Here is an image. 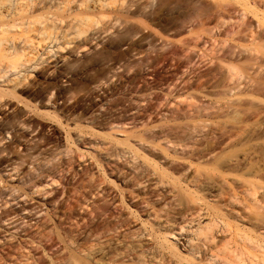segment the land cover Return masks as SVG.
<instances>
[{
    "label": "bare ground",
    "instance_id": "6f19581e",
    "mask_svg": "<svg viewBox=\"0 0 264 264\" xmlns=\"http://www.w3.org/2000/svg\"><path fill=\"white\" fill-rule=\"evenodd\" d=\"M75 1L0 0V115H2V109L8 106L7 102L9 98H15L17 89L22 90V83L27 79L15 76L13 80L5 82L6 77L8 75H14L17 69L21 67L31 65L35 58L34 55L29 53L30 51L28 54H25L27 51L25 48H31V52L34 51V53L37 51V49H32V41L28 43L29 41L27 39L30 37L26 34L35 33L36 36L43 37L46 33H73V38L68 39V42L64 44L69 45L71 44L69 41L78 38L84 33H89L92 28L94 29L97 26V21L95 22L89 18H85L83 22H80L78 27L72 26V29L69 26L67 31H62L60 27L65 22L62 16L65 14L70 16V5ZM115 1L117 0H103L101 2H96L95 0H79L80 4L78 8L84 7L88 10H96L98 12L104 9H110L111 4ZM242 1H244V4H242ZM242 1L241 3L239 1V5L237 4L238 0L236 3L240 8L236 5L237 9L235 8L236 6H233L234 9L227 8L228 10L225 12H227L228 19L230 17L232 18L233 15L237 16L236 24L240 23L239 26H242V30L240 29L241 26L238 27L241 30L240 32L237 29L233 33H244V37L246 35L247 38L250 37L254 40L261 33L259 29L264 26V16L262 19L258 18L257 9H255L258 6L255 7V5L260 4L259 6H261L262 4V12L264 13V0ZM91 3L92 5L87 6V4ZM209 8H211V5ZM52 12L56 14L53 15ZM216 12L218 13V11ZM214 15L209 16L214 17ZM247 15H251L256 19L255 21L257 22L254 23L256 26L253 23L254 26H252L250 24L251 22H245ZM58 17L61 18L59 19ZM206 18L209 20L211 17ZM214 18L216 20L218 19L216 15ZM88 20L91 21L90 25L87 23L89 22ZM257 29L259 30L258 34H256ZM8 34L11 37L6 36ZM18 34H25L27 36L25 39L27 40L25 48L24 45L23 47H19L15 42L14 37H19L20 35ZM68 36L69 34H67ZM6 37L11 39L9 40ZM247 38L245 37V39ZM22 43L24 44V42ZM61 47L57 48V51L61 50ZM23 58L24 64L23 62L21 64L20 60ZM36 67L38 65L34 64V66H30L28 69L33 71ZM7 84L10 87L5 88ZM236 89L238 90L239 88ZM257 89L259 90V88ZM231 90H229L230 94ZM257 92L255 89V93H252L256 94ZM259 92L261 91L259 90ZM225 93L229 97L231 95L234 97L235 94L232 93L230 95L227 92ZM249 95L251 96V94ZM242 99L244 100V98ZM242 99L240 101H243ZM43 103L45 106L53 107L56 104V98H52L51 100L50 96H46ZM232 103L234 102L231 101L230 104ZM240 103L238 106L235 104L231 106L228 104L227 106L231 108H228L231 110V113H234L232 115V121L235 123L232 122V124L234 123L233 125L236 127H240L244 123L243 120L245 117L252 116V113L241 110ZM244 103L242 102L241 104ZM250 104V107L253 109L255 107L256 109V103L253 104L251 102ZM176 108L178 109V107ZM202 108L204 107L200 109ZM208 108L202 109L201 111L193 107L191 109L192 113L188 112L186 114L185 112L183 116L186 115L187 118H190L192 115L195 117L205 116L204 111L208 110ZM259 108L256 110L258 111ZM211 111L215 113L217 111L218 114H222L223 112L220 109ZM260 113H263L262 109L257 112L258 115ZM162 116L164 117V115ZM29 118H26V116L17 117L13 124L0 128V166L4 170L6 177H8L7 179L13 181L16 178V182L20 184L27 172L26 170L28 172L27 176H25L27 178L29 177V193L19 194L17 190H14L16 187H13L12 191L7 192L5 190L6 193H0V210L3 209L0 212V228H3V232L8 235L6 240L0 245V264H256L253 262L255 259H251L249 262L244 259L245 255H247L245 254L247 250H251V252L252 250L253 252L257 251V253L264 256V240L262 241L264 235L258 234V239L251 237L253 232L255 233L254 229H264L262 226L264 224V193L260 192V190L258 191L260 189L258 186L264 182V142L261 143L264 140L260 139L264 138V128L260 129L259 127L257 132L255 131L254 133L253 130L250 134L245 132L246 129H242L244 131H241L242 126L240 128L237 127L236 130L239 128V131L236 134H239H234V140H230L233 146L234 144H241L243 140L249 142L259 139L261 142L259 143V140L258 142H254L256 144L254 148H251L253 150L252 154H250L251 156L247 155L245 157L243 156L244 158L234 159L232 162L230 161V164H224L220 161L221 157L218 154H212L210 156L211 153L215 152V149H219L218 147L224 143L221 137L216 136V138H211L214 141L211 142L209 140L210 144L208 142V146L205 145V148L197 149L198 151H195L194 148V151H192L190 146L189 150L192 152L189 151L190 154L187 153L189 154L188 156L175 151V148L180 146L181 141L188 137V135H183L182 140L176 141L175 143V140L180 139V137H176L178 135L177 133H174L175 136L172 135L173 133L171 134L170 131H167L171 135L168 133L167 137L169 140L166 143L160 141L165 131L163 133L156 132L157 134H154L155 136L149 135V133H142L140 135L138 133L136 141H133L135 142L134 145L131 143V140L135 138H130L129 143L127 137L125 140L122 139L123 141L121 139L120 142L117 141L124 147L123 149L119 150L116 147L115 149L110 147L109 149L105 148L106 157L104 160L100 157L101 161L97 167L106 174L104 166H107L110 170L109 175H114L115 173L114 176L117 177V180L123 186L121 189H130L128 193L127 190L125 191L126 193L124 192L125 197L121 196V201L125 202L130 209V219H122L123 216L119 214V208L116 205L117 200L115 199V195L110 194L112 192L108 193L107 190L105 192L106 188L103 189L101 187L100 179H97L98 176H95L88 169L91 164L83 167L82 165L84 163L82 165L78 164L74 161L76 159H71V161L66 162L64 160L62 162L61 158H57L61 152L58 155V153L53 154L50 150L52 155L46 148L51 144V138H39L40 141L36 140V142H39L40 145L38 143L37 146L34 143L36 145L34 148L32 147L33 142H29L31 143L30 148L29 144L24 145L22 150L23 155L20 152L18 159L15 161H11V158L7 161L4 160L9 154H12L13 145L19 149L22 144H25V140H21L23 139L22 135L24 132L34 133L38 127L33 125L31 123L32 121H29ZM117 122L111 123L109 128H112ZM234 129L235 127L232 130L234 131ZM196 131L192 134L196 135L198 133ZM201 133L199 132V135L196 136H201ZM180 135L182 134L179 131L178 136ZM8 136L11 137L12 144L10 141L9 143L6 141V137ZM198 138L197 140H200L202 136ZM192 139L195 140L194 137ZM203 139L206 140L204 137ZM177 142H180L178 143L179 145ZM199 144L202 147L204 143ZM40 148L41 153H36ZM182 149H184L183 146ZM140 151L143 153V156H140L143 161L141 162L142 164L136 163V158H134V154ZM35 153L36 155H41L40 158L34 159L33 154ZM118 161H121L119 165L117 164ZM193 161L197 162V164H194ZM75 165L76 167H74ZM78 168H81L79 172L77 171ZM202 171L208 172L209 174L213 172L214 176H210L207 173L206 175ZM118 174L119 177L117 176ZM35 177L37 178L35 179ZM227 177H231L230 182ZM52 186H56V188L52 189ZM152 186L154 188L150 189ZM47 187H51L52 190L47 192L44 189L45 193L43 190L41 191L42 188ZM40 191L44 193L41 195L43 198L53 193L49 202L51 206H47L46 203L45 208L49 209L50 207V210H45V213L42 209H38V207L28 206L30 201H28L27 197H30L29 195L34 193L38 194ZM8 197L9 201H6L5 198ZM242 197L243 199L246 197L249 198V211L251 215L248 217L246 215L243 216L246 207L243 204ZM22 198H25V200L22 201ZM69 199L70 201H74L73 205H70L67 211L62 212L64 209L63 205ZM118 202L120 203V201ZM222 202H224L223 205L221 204ZM10 203H15L14 206L18 207L13 209L10 206V208L4 209ZM42 207L44 208V204ZM142 217H146V219L143 220ZM205 219L207 223L202 225V220ZM244 220L248 221H246V224L251 228L247 229L241 226L242 224L240 223ZM5 223L7 224L6 227L4 226ZM137 225H139V228L135 229ZM8 227L10 229H7ZM230 228L233 229L234 238L236 239L234 242L237 248L233 250L230 247L229 240H225L224 237L217 240L216 237L219 233L225 234ZM121 229H124L123 233ZM175 232L178 234L176 235ZM250 233L252 234L249 236ZM176 236L185 239L183 242V251L175 242L170 240L171 237L175 238ZM255 236L258 237L257 235ZM108 237L110 238L105 240ZM102 239H104V242ZM247 259L250 260V258ZM259 259L261 260L262 258L260 257Z\"/></svg>",
    "mask_w": 264,
    "mask_h": 264
},
{
    "label": "rangeland",
    "instance_id": "374dc122",
    "mask_svg": "<svg viewBox=\"0 0 264 264\" xmlns=\"http://www.w3.org/2000/svg\"><path fill=\"white\" fill-rule=\"evenodd\" d=\"M95 1L101 2L103 0ZM239 1L241 3L242 0H238V3L237 0H117L114 2L115 4H111L110 9L97 12L96 10L92 11L84 7L78 8L80 2L76 0L70 5V16L66 14L62 16L65 19V22L60 27L62 31H67L69 26L71 28L72 26L78 27L80 22H83L85 18L97 21V26L94 29L92 28L89 33H84L78 38L69 41L71 44L64 45L65 42H68V39L73 38V33H46L43 37L36 36L35 33H28L26 34L30 37L27 39L28 43L32 41V49H37L36 53H34V51L31 52V48H25L27 36L25 34H18L20 35L19 37H14L17 45L19 47H23L24 45V48L27 50H25V54H28L30 51L29 53L34 55L35 58L31 65L21 67L17 69L14 75L6 77L5 82L13 80L15 76L27 78V81L25 80L22 83V90L17 89V95L16 93L15 96L13 95L15 98H9L7 102L8 106L2 109L1 113L3 116L0 115L2 117L0 118V128L13 124L15 118L20 116L30 117L29 121H32L31 123L38 127L34 133L24 132L22 135L23 139L21 140H25V144H22L19 149L13 145L12 154H9L10 156L8 155L4 160L7 161L11 158V161H15L19 158L24 145L29 144L30 148V144L33 142L32 147L34 148L39 143L36 142V140L40 141L39 138H51V144L46 147L49 153L52 151L53 154L58 153L59 155L61 152L57 158H61L62 162L64 160L66 162L76 159L74 161L78 164L82 165L84 163L83 167L91 164L88 169L95 176H98L97 179H100L101 187L103 189L106 188L105 192L107 190L108 193L112 192L110 194L115 195V199L117 200L115 201L118 203L116 205L119 208V214L123 216L122 219H130V209L125 202L121 201V196L125 197V191L127 190L128 193L130 189H121L123 186L117 180V177L114 176L115 173L114 175H109L110 170L107 166H104L106 174L97 167L101 158L102 160L105 159L106 149H109V147L112 149L116 147L119 150L124 148L117 142H120V139L125 140L128 137V142L130 143V138L134 137L135 139L131 140V143L134 145L135 142L133 141H136L138 133L139 135L142 133L154 135L165 131L166 133L162 134L163 138L160 141L166 143L169 140L167 137L169 132L167 131H170L171 134L173 133L172 135L174 136V133L179 135L180 131L182 135L178 136L176 134V137H180V139L175 140V143L182 140L183 135H188L186 138L189 141L185 138L184 140L186 141L183 140L184 143L181 141L180 146H177L175 151L185 156L190 154L189 151H198L205 148V145L208 146V142L210 144V141H214L211 139L213 137H221L224 143L221 144V148L215 149V152L211 153L210 156L218 154L221 157L220 161L224 164H230V161L232 162L234 159L252 154L253 150L251 148H254L256 144L254 142H258L259 139L249 142L243 140L241 144L239 143L240 145L234 144V146L230 140H234V134L239 131L241 126V131L246 129L245 132L250 134L253 130L254 133L255 131L257 132L259 127L260 129L264 128V26L262 25L263 27H261L260 25L261 28L259 29L263 36L257 29L256 34L259 33L258 36L261 35L262 38L261 36L259 38L257 36L258 39L255 38V41L250 37L247 38L246 35L247 39H245L244 33H233L237 29L240 32L242 26H239L240 23L236 24L237 16L233 15L232 18L228 19L227 12L225 11L229 8L234 9L233 6L239 5ZM208 3L211 5V8L213 7L212 9L209 8L210 5ZM242 4H244V1H242ZM89 5H92V3L87 4V6ZM259 5L256 4L255 7H258L255 9H257L258 18L262 19L264 16L262 12L263 7H261L262 4L261 6ZM237 6L235 7L236 9ZM52 14L55 15L56 13L52 12ZM214 14L218 18L217 20L214 18ZM209 15H214V17ZM206 17H211L209 19L211 21ZM58 18L60 19L61 17ZM247 18L250 20L248 21ZM255 20L253 16L247 15L245 22H251L250 24L254 26V23L257 22ZM91 21L87 23L90 25ZM52 34L54 35L52 36ZM67 34H69L68 37ZM6 36L11 37L10 34ZM59 47L62 49L57 51ZM20 61L22 64L24 58ZM34 64L38 65V67L33 71L28 69V67L34 66ZM235 86L239 88V92L234 88ZM7 87H10V85H5V88ZM254 88L258 92L259 90L261 92L253 94L255 93ZM229 90H231V94L235 93L234 97L229 93ZM247 90H249L248 93H246ZM225 92L233 98L229 97ZM46 96H50L51 100L52 98H56V104L53 107L43 105ZM241 99L243 101H240ZM231 101L234 102L232 104L237 106L239 102H245L246 105L245 103H240L241 110L252 113L251 117H245L244 123L242 125L239 124L240 127L237 126L239 127L238 130L233 125L235 122L232 121L234 113L232 114L231 108L227 107ZM251 102L253 104L256 103L258 108L260 107L258 111L262 109L263 113H260L261 116L257 114V107L256 109L255 107L254 109L250 107ZM205 105L209 108L205 107ZM190 106L196 107L198 110L201 107H204L202 109L208 108V110L211 108L214 111L220 109L225 114L223 112L222 114H218L216 111L217 115L211 110H205V116L195 117L192 115L194 118L192 116L187 118L186 115H183L185 112L186 114L188 112L192 113L191 109L193 107L190 108ZM202 109L200 110L202 111ZM179 113L180 115L178 116ZM212 113H215L217 116ZM50 117L52 118L50 119ZM189 119L192 120L190 121ZM114 122L117 123L112 128H109V125ZM232 122L234 123L232 124ZM233 127H235L234 131L232 130ZM194 130H197L196 132L198 133L204 132V134H200L202 136L200 140H197L199 139L198 137H201L196 136L199 135L198 133L196 135L192 134L195 132ZM170 133L169 135H171ZM205 133L208 134L206 135ZM10 136L6 137L8 143L9 141L10 143L12 142ZM166 137L167 139H165ZM227 138L228 140H226ZM260 139L264 140V138ZM261 140H259V143ZM197 141L200 142L197 143ZM199 143H204V146L202 145L201 147ZM182 146L184 149H182ZM190 146L192 151L189 150ZM36 153L40 154L41 148ZM36 153L33 154L34 159L40 158L41 155L37 154L38 157ZM140 156H143L141 151L134 154L136 163L142 164L141 162L143 161ZM120 163L121 161H118L117 164L119 165ZM193 163L197 164L195 161ZM24 169L26 170V168ZM78 169L77 171L79 172L81 168ZM26 171L28 172V170ZM202 172L209 174L208 172ZM212 173L209 175L214 176V173ZM25 175L19 184V182H16V178L13 181L7 179L8 177H6L4 170L0 166V193L12 191L13 187H16L14 190H17L19 194L29 193V177L27 178ZM117 176L119 177V174ZM227 179L229 182L231 181V177H227ZM25 181L27 182V186ZM72 183L74 182L72 181ZM2 187L5 188H3L4 191L6 190L5 192ZM258 187L260 188H257L258 191L260 190V192L264 193V182ZM53 188H56V186H52ZM153 188L154 186L150 187V189ZM44 189L47 192L52 190L51 187H47L42 188L41 191H44ZM41 191L38 194L34 193L29 195L30 197H27L28 201H30L28 206L38 207V209H42L45 213V210H50V207L49 209L45 208L46 203L47 206H51L49 202L53 193L43 198L41 195L45 191L44 193ZM119 195L120 197H118ZM5 199L9 201V197ZM24 200L25 198H22V201ZM73 203L74 201H70L69 199L64 204L65 206L63 205L64 209L62 212L67 211L68 207L73 205ZM43 204L44 208L42 207ZM221 204L223 205L224 202ZM243 204L246 207L243 216L246 215L248 217L251 215L249 211V198H244ZM14 205L15 203H10L4 209L10 208V206L13 209L18 207ZM142 218L143 220L146 219V217ZM206 219L202 220V225L207 223ZM246 221L241 222V226L247 229L251 228L246 224L248 222ZM4 226L6 227L7 224L5 223ZM262 226L264 228V224ZM138 228L139 225L135 227V229ZM7 229H10V227ZM123 230L121 229L122 233ZM254 231L255 233H250L249 236L252 234L251 237L258 239V234L264 235V229H254ZM12 233L14 232L12 231ZM175 233L176 235L178 234L177 232ZM7 236L3 232V228H0V245L6 240ZM216 237L217 240L221 237L229 240L232 250L237 248L232 228L227 230L225 234L219 233ZM109 238L104 239L108 240ZM104 239H102L103 242ZM170 240L175 242L181 250L183 249V242L185 241L183 237H171ZM254 252L253 250L252 252L251 250H247V253H245L247 255H245L244 259L247 262L255 259L253 262L256 264H264V256L257 253V251ZM246 257L250 258V260ZM260 257L262 261L259 259Z\"/></svg>",
    "mask_w": 264,
    "mask_h": 264
}]
</instances>
